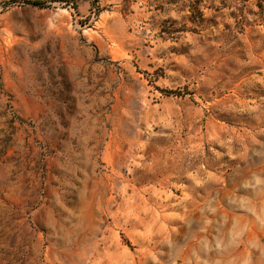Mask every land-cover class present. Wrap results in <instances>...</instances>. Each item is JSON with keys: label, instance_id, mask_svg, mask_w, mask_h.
Here are the masks:
<instances>
[{"label": "rangeland", "instance_id": "obj_1", "mask_svg": "<svg viewBox=\"0 0 264 264\" xmlns=\"http://www.w3.org/2000/svg\"><path fill=\"white\" fill-rule=\"evenodd\" d=\"M0 264H264V0H0Z\"/></svg>", "mask_w": 264, "mask_h": 264}, {"label": "trees", "instance_id": "obj_2", "mask_svg": "<svg viewBox=\"0 0 264 264\" xmlns=\"http://www.w3.org/2000/svg\"><path fill=\"white\" fill-rule=\"evenodd\" d=\"M29 3L32 4L33 6H43V3L40 1L29 2Z\"/></svg>", "mask_w": 264, "mask_h": 264}]
</instances>
